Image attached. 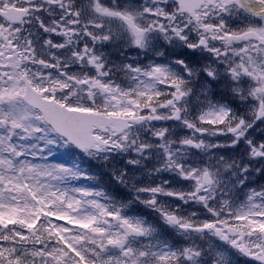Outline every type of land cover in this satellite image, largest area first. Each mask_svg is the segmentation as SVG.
I'll list each match as a JSON object with an SVG mask.
<instances>
[{
    "label": "snow or ice",
    "instance_id": "obj_1",
    "mask_svg": "<svg viewBox=\"0 0 264 264\" xmlns=\"http://www.w3.org/2000/svg\"><path fill=\"white\" fill-rule=\"evenodd\" d=\"M0 264H264V0H0Z\"/></svg>",
    "mask_w": 264,
    "mask_h": 264
}]
</instances>
